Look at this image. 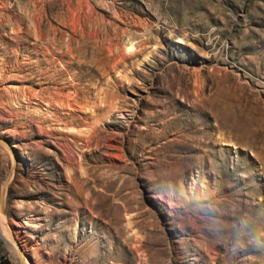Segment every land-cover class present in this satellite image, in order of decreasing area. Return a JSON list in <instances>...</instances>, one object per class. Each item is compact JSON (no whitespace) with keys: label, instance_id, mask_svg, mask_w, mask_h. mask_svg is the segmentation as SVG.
<instances>
[{"label":"rangeland","instance_id":"obj_1","mask_svg":"<svg viewBox=\"0 0 264 264\" xmlns=\"http://www.w3.org/2000/svg\"><path fill=\"white\" fill-rule=\"evenodd\" d=\"M0 139V264H264V0H0Z\"/></svg>","mask_w":264,"mask_h":264},{"label":"bare ground","instance_id":"obj_2","mask_svg":"<svg viewBox=\"0 0 264 264\" xmlns=\"http://www.w3.org/2000/svg\"><path fill=\"white\" fill-rule=\"evenodd\" d=\"M0 144H2L3 146H7L5 141H3L2 139H0ZM2 204H3V193L1 192L0 193V211L1 212H3ZM1 216H4V213H2ZM2 220H3V217H2ZM0 231L4 234L5 238H7L10 242H12L15 245L16 249H18L19 251H22L21 248L19 249L20 246H19L18 241L16 240V238L14 236V231H13L12 227L10 226V223L5 218H4L3 222L0 223ZM22 256H23V254H22ZM23 259H24L25 264H29V261L27 260V257L25 255L23 256Z\"/></svg>","mask_w":264,"mask_h":264}]
</instances>
